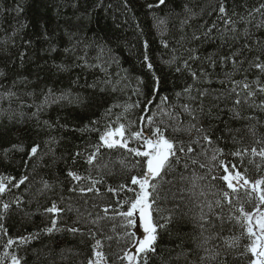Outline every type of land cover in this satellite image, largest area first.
I'll return each instance as SVG.
<instances>
[{
  "label": "trees",
  "instance_id": "trees-1",
  "mask_svg": "<svg viewBox=\"0 0 264 264\" xmlns=\"http://www.w3.org/2000/svg\"><path fill=\"white\" fill-rule=\"evenodd\" d=\"M221 2L166 0L164 5L148 9V4L155 5L158 0H127V7L125 0H0V71L4 73L0 75V176L16 180L28 176L19 188L9 184V190L0 194V204L10 205L6 211L0 208V225L7 232L0 230V264H10L12 255L21 264H88L97 239L106 256L101 264H127L117 257L131 250L136 235H131L134 226L123 227L126 221L116 213L127 211L128 205L120 206L118 202L133 199L134 193L125 190L114 195L107 188L122 183L130 185L131 176L141 171L131 169V165L141 158L124 148H101L94 164H107V167H101L103 183L97 185L99 195L81 193L79 188L88 186L89 181H75L68 172L100 179L95 166L87 163V157L94 151L105 126L109 123L118 126L117 117L123 113L119 123L125 124L126 137L141 129L145 136H151L147 120L141 122L140 117L157 113L162 97H167L168 111L181 112L179 106L188 103V99L178 98L176 93L189 84L194 85V96L197 90L209 91L203 98L204 114L198 127L208 131L213 143L201 141L203 147H198L197 152L206 153L199 159L207 168L196 169L198 175L206 177L200 183L207 199L214 201L224 190L221 180H212L222 170L208 172L213 167L210 158L217 148L224 153L218 156L217 163L219 159H227L251 181L264 178V159L251 154L253 147L258 151L264 147V110L250 107L251 100L234 105L236 97L228 95L231 85L225 78V73H233V79L247 76L251 82L259 76L264 84V74L250 68L247 62L257 55L264 61V26H256L264 18L259 13L247 15L264 0H223L226 15L219 12ZM241 16L244 20H240ZM229 18L235 21V33L230 30L232 25L225 23ZM159 19L165 24L157 27ZM205 33L209 35L205 37ZM194 36L200 39H193ZM162 40L167 42V47ZM246 43L251 46L250 51L243 47ZM101 46L104 52L97 60ZM191 49L200 57L189 61L191 69L199 73L203 68L210 74L207 80L202 78L194 83L184 68V61L193 54ZM237 50L243 52L239 59L245 63L240 71L233 72L231 61L221 64L219 60ZM146 53L153 65L151 71L144 61ZM209 56L217 61L215 66L208 64ZM173 57L176 59L168 63ZM153 72L159 78L158 84ZM49 90L51 96L45 103ZM8 92L15 95H5ZM61 95L64 98L58 99ZM148 100L153 103L149 106L151 111L145 112ZM254 100L259 104L264 93L257 92ZM137 102L139 107L124 111L125 105ZM109 108L111 113L106 115ZM155 120L159 122L161 116L157 114ZM163 120L169 122L167 116ZM179 121L186 127L190 117L182 114ZM175 137L185 142L190 138L183 131L175 133ZM34 144L40 148L29 159L28 152ZM128 148H142V141L129 139ZM243 149H248L243 157L230 155ZM121 160L126 166L121 165ZM173 167L175 171L164 179L175 181V187L162 184L160 195L167 194L168 199L157 205L161 209L159 215L153 214L161 223L160 217L171 213L173 218L160 230L156 254H149L148 264H213L211 260H200L205 253L198 246L203 239L196 219L198 209L192 211L182 206L180 211H175V201L171 198L176 188L190 186V182L181 183L180 175L190 177L192 169L185 171L183 163ZM44 181L50 188L44 189ZM239 197L240 203L234 207L217 208L215 211L223 216V223L213 218V226L206 225L207 231L203 233L212 237L205 247L219 246L221 256L216 264L224 260V238L231 237H240V241L236 249L227 250V264H250L251 254L245 251L250 241L243 235V226L229 217L239 215L237 209L241 204L248 212L253 211L255 204L248 202L243 190ZM17 198L19 205L15 202ZM185 198L190 199L187 195ZM53 201L64 211L57 217L56 227L60 230L49 234L43 230L51 226L53 214L44 210ZM105 205H111L107 217L96 225L91 224L98 215H105ZM69 227H78L83 234H73L67 231ZM89 231L96 233L94 238L88 235ZM30 234L37 235L27 243L17 239ZM10 238L14 243L5 247Z\"/></svg>",
  "mask_w": 264,
  "mask_h": 264
},
{
  "label": "snow or ice",
  "instance_id": "snow-or-ice-1",
  "mask_svg": "<svg viewBox=\"0 0 264 264\" xmlns=\"http://www.w3.org/2000/svg\"><path fill=\"white\" fill-rule=\"evenodd\" d=\"M165 3L166 0H158V3L155 5L148 4L147 8L152 9L154 7H160ZM125 6L127 7V0H125ZM219 12L222 15H226V7L223 3V0L219 6ZM253 13H259L261 17L264 18V3H261L258 8H253L248 11V17H252ZM233 15H236V13H233ZM240 20H244V17L241 16ZM186 22L187 21H184L183 23ZM225 23L232 25L230 30L233 33L237 31L234 26L235 21H232L231 18L225 20ZM164 24L165 21L162 19L157 21V27H160ZM256 26H264V21H262L260 24H257ZM204 35L207 37L209 34L205 33ZM244 35L246 37L249 36L247 30L245 31ZM235 38L236 37L233 36V39ZM193 39H200V37L194 36ZM161 42L165 47H167L166 41L162 40ZM257 43H259V41H257ZM147 46V42H145V47L147 48ZM243 47L249 51L251 50V46L247 43L244 44ZM189 51L193 54L188 57V60L184 61V68L189 71L194 83L201 81L202 78L207 80L210 74L203 68L199 70V73L191 69L189 61L199 59L200 57L194 54L195 49H191ZM103 52L104 48L101 46L100 54L97 56V60H100ZM240 55H243L241 50L233 51L228 56L220 57L219 62L221 64H226L231 61L233 72H238L245 63L244 60L239 59ZM262 55H264V52H262ZM175 59L176 58L173 57V60L168 61V63H172ZM206 59L210 66H215L217 63V61L212 56H209ZM144 61L147 65V68L151 71L153 69V65L147 53L144 56ZM247 62L249 63L250 68L258 69L261 74H264V61H262L261 55H257L252 61ZM176 70L181 71L180 68H177ZM3 74L4 73L0 71V75ZM153 76L158 84L159 78L155 77L154 72ZM225 78L231 85L228 95H235L236 97V99L233 101L234 105L238 106L241 103L247 104L251 100L252 103L249 105L250 107L264 110V100H261L259 104H256L254 100L257 92L264 93V84L260 82L259 76L256 78V80L251 82L248 81L247 76H245L242 80H235L233 79V73H225ZM253 85H255V88H253ZM193 87V84H189L183 89L182 92L176 93L178 98L181 96H186L188 99V103H184L179 106L181 112L168 111L166 108L167 97H162L161 105L157 106V113H153V115H149L147 117H140L141 122L147 120L152 133L151 136H145L143 134V129H141L140 131L132 132L130 137H126L125 124L119 123L123 113L121 116L117 117L116 123L118 126L113 127L112 123L107 124L104 131H102L99 136L98 144L94 146V151H92L87 157V163L89 165L95 166L97 175L100 176V179H94L91 175L81 177L79 174L71 170H69L68 175L75 181H89L88 186L79 188L81 193L94 192L99 195L100 188L97 185L103 183L101 167H107V164L103 166L94 164V162L100 156L101 148H124L127 149L128 152L134 154V156L141 158V160H138L131 165V169L140 168L141 171L140 174L131 176L130 185L122 183L116 188L111 186L107 188V191L113 193L114 195H118L119 192L125 190L134 193L133 199L118 202L120 206L127 204V211H120L116 213L117 216L122 217L126 221V223L123 225L125 228L136 226V216L138 215V226L142 229V235L135 240L134 252L125 250L123 256L117 257V259L127 261V264H148L149 254H156L157 240L160 230L165 229L173 218L171 213L167 217H160V219L163 220V223H161L159 222V219H154L153 214L155 212L157 215H159L161 209H159L157 205L162 199L165 202L168 199L167 194L164 197H161L160 195L162 184L167 183L175 187V181H166L164 179V177L169 174V172L175 171V168L173 167L174 164L175 167L178 168L181 163H183V168L185 171L189 170L190 168L192 169V174L190 177L183 174L180 175L181 183L183 184L185 182H190V186L188 188L183 186L176 188L175 191H172L171 198L173 201H175L173 206L175 211H180L182 206L188 207L192 211H196L198 209L196 219L199 223L201 236L203 237L201 243L198 246L203 248L205 253V255L200 257L201 262L211 260L213 264H216V262L219 260L221 256V251L218 250L219 246L212 249L205 247L212 237H205L203 236V233L207 231L206 225L213 226V218L218 219L221 221V223H223V216L217 213L215 210L217 208L223 210L226 205L229 207H234L236 203H240L239 192L243 190L248 196V202L254 203L255 207L253 208L252 212H248L245 211L243 204H241L239 209H237L239 215L230 216L229 219H235L243 226V235H246L250 241L245 248V251L251 254L250 264H264V178L251 181L245 174H242L239 171L235 163H231L227 159H219L217 163L218 156L224 155L223 149L217 148L210 158V163H212L213 167L208 168V172H212L213 170H222V174L219 176L213 175L212 180H221L224 185V190L219 193V197L214 201L207 199V193L204 191L200 183L201 181L205 180L206 177L198 175L196 169L207 168V165L202 163L199 159L201 155L206 153L197 152L198 147H203L201 141L206 142L209 145L213 143L211 135H209L208 131L202 126L198 127L200 117L204 114L203 98L209 95V91L207 88L203 90H197L196 95L194 96L192 95ZM153 91L155 94L156 90L154 89ZM5 95L13 96L15 93L8 92ZM50 96L51 90H49V93L45 96V103L48 102ZM63 98L64 96L61 95V97L58 99ZM197 101H199V104H197ZM152 103V100H148L147 105L144 106L145 112L151 111L149 106ZM114 107H120V105H114ZM132 107H139V103L137 102L136 105H125L124 111L127 112ZM110 113L111 108L107 110L106 115ZM157 114L161 116V120L159 122L155 120ZM182 114H187L190 117V122L186 127H182V122L179 121V116ZM208 115H211V109L209 110ZM165 116L169 118L168 123L163 120V117ZM248 119H254V117H248ZM172 121H175V124H173ZM97 123L98 121H92V124ZM153 124H155V127H151ZM169 129H171V135L169 134ZM181 131L187 132L189 134L190 138L187 142L176 139L175 133ZM193 133H195V138H192ZM129 139L142 141V148H128ZM39 148V144H34L31 147V150L28 152L29 159L38 154ZM247 152L248 149H243L231 153L230 155L243 157ZM251 154L253 156L258 155L264 159V147L260 148L259 151L256 147H253L251 149ZM76 155L79 156L80 153L78 152ZM25 163H27V161ZM120 163L122 166H126L125 161L121 160ZM27 180L28 176H21L19 180H16L14 177L10 176H0V194H3L9 190V184H11L12 187L19 188L20 185L24 184ZM43 187L44 189H48L50 188V185L47 181H44ZM72 190L75 191V189ZM186 195L190 199L186 200ZM15 202L19 205L20 198H17ZM9 207L10 205L7 203L0 204V208L5 211ZM110 208L111 205L103 206V212L105 215H98L95 219L91 220L90 223L94 225L98 224L100 220L107 217ZM44 211L45 213L53 214V219L51 221V226L47 227L43 231L49 234L53 233L54 231H59L60 229L56 227L58 222L57 217L64 211V209L59 207L56 201H53L51 206L46 208ZM0 230H3L5 234H7L6 229H3V225H0ZM67 231L73 234L77 232H81V234H83L82 230L78 227H69ZM36 235L37 234H30L27 237H18L17 239L21 243H27L35 238ZM88 235L94 238L96 233L89 231ZM131 235H135V233H131ZM108 239H111V237H108ZM239 241L240 237L224 238V260L220 261V264H227V250L236 249L239 245ZM13 243V239L10 238L8 239L7 245H5V247H8ZM100 249L101 241L97 239L93 245V257L89 259L88 264H101L102 261L106 260L105 254ZM10 264H21V260L16 255H12Z\"/></svg>",
  "mask_w": 264,
  "mask_h": 264
},
{
  "label": "rangeland",
  "instance_id": "rangeland-1",
  "mask_svg": "<svg viewBox=\"0 0 264 264\" xmlns=\"http://www.w3.org/2000/svg\"><path fill=\"white\" fill-rule=\"evenodd\" d=\"M138 225H139V217L137 215L136 216V226L133 227L134 233L136 235V239L142 235V229ZM134 247H135V243H134V246L131 248L130 251L134 252Z\"/></svg>",
  "mask_w": 264,
  "mask_h": 264
}]
</instances>
